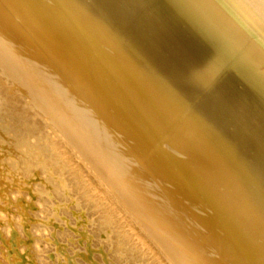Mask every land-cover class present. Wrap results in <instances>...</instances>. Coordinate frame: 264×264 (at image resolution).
I'll use <instances>...</instances> for the list:
<instances>
[{
    "label": "bare ground",
    "instance_id": "obj_1",
    "mask_svg": "<svg viewBox=\"0 0 264 264\" xmlns=\"http://www.w3.org/2000/svg\"><path fill=\"white\" fill-rule=\"evenodd\" d=\"M25 1L0 0V35L69 111L73 148L57 121L45 177L29 152L47 111L0 116V264H170L167 243L181 264H264L260 39L216 0Z\"/></svg>",
    "mask_w": 264,
    "mask_h": 264
},
{
    "label": "rangeland",
    "instance_id": "obj_2",
    "mask_svg": "<svg viewBox=\"0 0 264 264\" xmlns=\"http://www.w3.org/2000/svg\"><path fill=\"white\" fill-rule=\"evenodd\" d=\"M19 2H22V4L23 5H26L27 4V2L25 1V0H18ZM202 2H203V4H205L208 8L210 7L212 10H215V9H217V8H220V7H222V8H224L225 10H227L229 13H231V14H233V16H235V19H237L236 21L237 22H240V23H242V25H244V26H246V27H248V30H249V32L251 33V34H253V35H256L259 39H260V41H261V43H262V48H263V50H261V49H259V50H254V48H251L252 50V52H257V53H255V55H254V57L256 58V61H257V63H258V67H260L261 69H263L264 70V18L257 12V10L255 9V7L248 1V0H216L217 1V3H218V5L220 6H217V5H215L216 6V8L213 6H211L212 4V2H211V0H201ZM211 2V3H210ZM209 8V9H210ZM215 8V9H214ZM210 9V10H211ZM208 10V9H207ZM211 10V11H212ZM209 11V10H208ZM253 32V33H252ZM240 35V34H239ZM251 46V45H250ZM4 48V49H3ZM0 50L2 51V53H3V55H5V56H3L2 54L0 55V56H2V57H0L1 59H0V67H4L3 69H5L4 71H3V69L2 68H0V90H2L3 92L2 93H4V91H5V94H2V93H0L1 95H0V116H2L3 114H4V116L5 115H8V116H13V117H15V118H22L23 119V121L24 122H29L30 120L29 119H31V115H32V120L31 121H34L33 119H35L36 120V118L38 117V121L39 122H37L38 124H41V123H43L44 122V118H45V122H44V124H42V125H44V127L42 126L41 128H44V129H41V130H43L44 132H42L43 133V137L41 136V134L42 133H40L39 132V134H37L34 138H33V140H38V141H35V143H34V148H32L31 150H30V152H29V158H30V160L32 161V163H34V164H37L38 165V167H39V169L41 170V174L43 175V176H45V177H49V178H51L52 177V175L48 172V167H49V164H50V162H49V157L47 158V156H45V155H47V153H48V151H49V149H53L52 147H50V145L49 144H52L53 143V141H55V142H58V140L60 139V137H61V139H63L64 137V139H66V140H69L70 138L69 137H66V136H68L67 135V132H66V130L64 131V127L66 126V124L64 123V125H62L63 124V122H65V121H63V122H61V120H60V118L61 119H63L64 120V118L66 117V113H68L69 111H66L67 109L66 108H64L63 106H61L60 107V105L59 104H57V105H59V107L61 108V111H60V113L62 112V111H64V112H62L61 114L59 113V110H60V108L58 107V106H56L55 107V105H54V102L52 101V99H51V97H53L48 91H46L47 89L41 84V82H40V80H41V78H40V76L39 75H37V74H35L36 72H35V70L33 71V69L32 68H30V67H28V66H26L22 61H21V55L18 53V52H16V51H14L11 47H10V45H9V43L7 42V40L4 38V37H2L1 35H0ZM1 51H0V53H1ZM11 51V52H10ZM259 51V52H258ZM10 55H9V54ZM260 53V54H259ZM12 56V57H11ZM7 57V60L5 59V58ZM11 58H14V59H12L11 60ZM260 58H261V60H260ZM4 61H3V60ZM259 59V60H258ZM10 62H9V61ZM11 61H12V63H11ZM6 63V65H2V64H5ZM16 62V63H15ZM262 62V63H261ZM8 63H10L9 65H8ZM21 65V66H20ZM142 65V64H141ZM9 66V67H8ZM15 66V67H14ZM19 66V67H18ZM25 66V67H24ZM7 67V68H6ZM13 67V69H10V68H12ZM258 67H256V71H258V69L260 70L259 72H261L262 70L260 69V68H258ZM15 68V69H14ZM79 70L81 71V72H83L86 76H89L90 77V70H91V68L89 67V64L88 63H86L85 61H83L82 63H79ZM2 69V70H1ZM9 69V70H8ZM19 69V70H18ZM31 69H32V71H31ZM11 70H13V71H11ZM21 70V71H20ZM29 70V71H28ZM20 72V74H19V72ZM26 71V72H25ZM8 72V73H7ZM10 72V73H9ZM13 72V73H12ZM24 74H23V73ZM32 73V75L30 74L29 75V77H28V73ZM264 72V71H263ZM263 72H261V73H263ZM16 73V74H15ZM19 75H18V74ZM153 73V72H152ZM10 74H11V76H10ZM22 74H23V76H22ZM6 75V76H5ZM16 75H18L19 76V78H21V76H22V80L23 79H25V80H23V81H25L24 83H22L23 81H21V79H19L18 78V76H16ZM26 75V76H25ZM37 75V76H36ZM8 76V77H7ZM14 76H15V79H14ZM26 77V78H25ZM36 77V78H35ZM32 78V79H31ZM38 78H39V80H38ZM18 79V80H17ZM28 79H29V81H28ZM37 79V80H36ZM33 80V81H32ZM36 80V81H35ZM26 81H28L27 83H26ZM31 81V82H30ZM2 82V83H1ZM36 82H37V86H36ZM26 83V84H25ZM35 83V84H34ZM2 84V85H1ZM21 84H23V85H21ZM28 84L30 85L29 87H26V85L28 86ZM39 84V85H38ZM5 85H7V86H5ZM32 85H33V88H32ZM8 86H10L11 87V90L9 89L10 87H8ZM13 86V87H12ZM23 86V87H22ZM25 86V87H24ZM40 86H41V88H40ZM2 87H5V88H2ZM30 87L33 89V90H35L36 89V87H37V89H38V91H37V94H36V90L35 91H33L32 89H30ZM9 89L10 91H8L7 89ZM13 88V89H12ZM14 88L16 89L15 91H17V92H15L14 91ZM17 88L19 89V90H17ZM22 88V89H21ZM30 89V91H29V89ZM43 88H45V89H43ZM4 89V90H3ZM26 90L27 91V93H26V91H24V90ZM6 90H7V92H6ZM21 90V91H20ZM33 91V94L34 95H32V91ZM40 90H42V91H40ZM11 91H14V93L12 94V93H9V92H11ZM22 91H23V93H22ZM44 91V92H43ZM18 92H19V97H17L18 96ZM28 92H30V93H28ZM39 92V93H38ZM45 92H47L46 94H45ZM16 93V94H15ZM21 93V94H20ZM43 93H44V97H42L43 96ZM39 94V95H38ZM5 95H6V97H5ZM9 97H8V96ZM16 95V96H15ZM21 95V96H20ZM45 95L47 96V97H45ZM12 96H13V99L14 98H16V99H12ZM27 96V97H26ZM29 96H33L32 98L31 97H29ZM38 96V97H37ZM48 96H49V98H48ZM2 97V98H1ZM9 99H8V98ZM11 97V98H10ZM20 97H21V100H17L18 98L20 99ZM28 98L29 100H27L26 98ZM35 97V98H34ZM7 98V99H6ZM23 98V99H22ZM37 98H38V100H37ZM39 98H40V100H39ZM12 99V100H11ZM31 99V100H30ZM33 99H36V103L38 102L39 103V105L41 104H44V105H40V107H39V105H36V103H35V100H33ZM41 99H43V100H41ZM48 100V99H50L49 101H46V100ZM19 101L21 104H19V102H17V101ZM24 100V101H23ZM27 100V101H26ZM32 100L34 101L33 103L34 104H32ZM7 101H9V102H7ZM13 103H12V102ZM31 101V102H30ZM10 102L12 103V105L14 106V104H17V105H15L14 107L10 104ZM15 102V103H14ZM17 102V103H16ZM25 104H24V103ZM42 102V103H41ZM44 102V103H43ZM50 102H51V105H50ZM8 103H9V105L10 106H8ZM26 103H29V104H26ZM37 103V104H38ZM23 104V105H22ZM48 105V107L46 108V105ZM35 105H36V107H35ZM66 105H68L69 106V104L68 103H66ZM22 106H24V107H22ZM31 106V107H30ZM43 106H44V108H43ZM5 107V108H4ZM18 107H20L19 109H18ZM22 107V108H21ZM51 108L50 110L48 109V108ZM25 108H27V109H25ZM56 108V109H55ZM59 108V110H57ZM63 108H64V110H63ZM5 109V110H4ZM10 109H11V111H10ZM40 109V110H39ZM43 109V110H42ZM27 110V111H26ZM34 110H38V111H35L34 112ZM47 111V112H45V111ZM54 110V111H53ZM55 110H57V111H55ZM29 111H30V113H29ZM32 111V112H31ZM45 112L46 113V115L45 114H43L42 112ZM9 112V113H8ZM11 112H16V113H14L15 115H17V116H15L14 114H12ZM19 112V113H18ZM23 112V113H22ZM36 113V115L34 114V113ZM40 112V113H39ZM59 114V116H57L58 114ZM39 114V115H38ZM42 114V115H41ZM49 114L51 115V116H49ZM65 116H64V115ZM23 115V116H22ZM26 115V116H25ZM44 115H45V117H44ZM47 115H48V117H56L58 120H56V118L54 117H52L51 119L50 118H48L47 117ZM64 117H63V116ZM37 116V117H36ZM41 116H43V117H41ZM36 117V118H35ZM25 118V119H24ZM27 118H28V120H27ZM39 119H41V121H43V122H41L40 123V120ZM50 119V121L51 122H49V121H47V120H49ZM198 120H200V119H198ZM55 121V122H54ZM57 121H59V122H57ZM52 122H53V124H52ZM56 122H57V124H56ZM199 122H202V121H199ZM48 123V124H47ZM58 123L60 124L59 126H63L62 128H63V131L61 130L62 128H60L59 126H57L58 125ZM85 123V122H84ZM47 126H46V125ZM50 124V125H49ZM56 126H55V125ZM86 124V123H85ZM49 125V126H48ZM52 125H53V127H52ZM227 124H225V126H226ZM55 126V127H54ZM57 127V128H56ZM56 128V129H55ZM208 128V127H207ZM47 129V130H46ZM51 129H53V130H51ZM55 129V130H54ZM58 129V131H56ZM66 129V128H65ZM209 129V128H208ZM49 130V131H48ZM62 132H61V131ZM48 133H47V132ZM50 131H53V132H50ZM55 131V132H54ZM57 132V133H56ZM60 132H61V134H64V132H65V134H66V136H65V134H64V136H63V138H62V136H61V134H60ZM88 132V134L89 135H91L92 134V131L91 130H89V131H87ZM59 133V134H58ZM44 134H45V136H44ZM37 136H38V139H37ZM50 136H51V139H50ZM55 136V137H54ZM45 137V138H44ZM59 137V138H58ZM48 138V139H47ZM69 138V139H68ZM42 139V140H41ZM57 139V140H56ZM60 139V141H62ZM63 139V142H65V143H69V144H67L68 146H70V147H72L73 148V146H71V144H70V142H72V141H66V140H64ZM45 140V141H44ZM50 140V141H49ZM42 141H44L43 143H42ZM48 141V143H46ZM52 141V142H51ZM51 142V143H50ZM54 142V143H55ZM46 143V144H45ZM47 146V147H46ZM225 146V145H224ZM48 147H50V148H48ZM44 150V151H43ZM41 151V152H40ZM76 151H77V149H76ZM36 155V156H35ZM236 160L239 162V163H244V161H243V159L240 157V156H237L236 157ZM257 175L259 176V174L257 173ZM55 181V180H54ZM55 183L58 185V181L56 180L55 181ZM49 189H51L50 187H48ZM33 210H37L36 208H33ZM171 221H172V219H171ZM152 223V224H151ZM151 223H148V227H146V225H145V227L146 228H148V229H152V228H154V223L153 222H151ZM173 223H174V221H173ZM172 223V224H173ZM154 224V225H153ZM174 225V224H173ZM139 227H143V226H140V225H138ZM153 226V227H152ZM152 227V228H151ZM91 228H90V225H89V230H90ZM47 231V232H46ZM49 230H43L42 231V234H44L45 233V235H48L49 234V232H48ZM151 232V231H150ZM38 233H41V232H39V231H37V233L36 234H38ZM152 233V232H151ZM151 233L149 234V236H150V238H152V237H154L155 235L153 234V235H151ZM103 238V237H102ZM153 239H156V238H153ZM99 240H100V238H99ZM151 240V239H150ZM40 244V243H39ZM38 243L36 244V246L37 247H41L42 246V244H40L39 245ZM164 245V244H163ZM161 246L160 247V251L161 252H164V257L165 258H167L168 260H169V262H170V264L172 263V260H173V263L172 264H176L175 262H178L177 264H181V258H180V256H182V258H183V255L181 254V255H176V256H174V257H171L170 255H169V251L171 250V248L170 247H167V246H169L168 245V243L167 244H165L164 246ZM167 245V246H166ZM166 246V247H165ZM164 247V248H163ZM194 246H191V248H193ZM151 251H153L154 250V252H156L155 251V249L154 248H152V249H150ZM77 255V254H76ZM154 255H156V254H154ZM170 258V259H169ZM155 260H156V262H157V264L159 263H162L163 264V261H161V259L159 258H157V256H155V258H154ZM172 259V260H171ZM177 259V260H176ZM77 261L79 262V263H81V261L82 260H80L79 258H77ZM84 261V260H83ZM82 261V262H83ZM138 261V260H137ZM136 261V263H134V264H140V263H138ZM159 261H161V262H159ZM180 262V263H179ZM164 264H165V262H164Z\"/></svg>",
    "mask_w": 264,
    "mask_h": 264
},
{
    "label": "water",
    "instance_id": "obj_3",
    "mask_svg": "<svg viewBox=\"0 0 264 264\" xmlns=\"http://www.w3.org/2000/svg\"><path fill=\"white\" fill-rule=\"evenodd\" d=\"M257 10V12L264 18V0H248Z\"/></svg>",
    "mask_w": 264,
    "mask_h": 264
}]
</instances>
